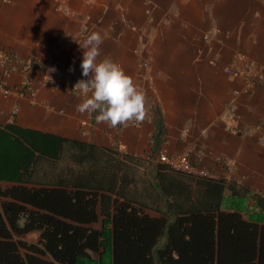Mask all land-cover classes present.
<instances>
[{"label": "crops", "instance_id": "crops-1", "mask_svg": "<svg viewBox=\"0 0 264 264\" xmlns=\"http://www.w3.org/2000/svg\"><path fill=\"white\" fill-rule=\"evenodd\" d=\"M93 32L104 36L98 59L118 64L143 91L145 118L115 128L97 123L98 112L76 111L87 98L78 89L39 85L31 97L13 74L10 94L0 100V129L10 136L13 127L48 133L141 159L151 185H158L159 153H185L211 173L207 178L246 191L221 210L264 225L254 198L264 199V0H0V45L80 80L87 78L78 43ZM242 60L259 68L247 91L231 68ZM257 262L258 255L244 264Z\"/></svg>", "mask_w": 264, "mask_h": 264}, {"label": "trees", "instance_id": "trees-1", "mask_svg": "<svg viewBox=\"0 0 264 264\" xmlns=\"http://www.w3.org/2000/svg\"><path fill=\"white\" fill-rule=\"evenodd\" d=\"M9 130L16 135L0 129V181L13 183L0 185V264H244L257 255L264 264V225L221 210L247 194L236 184L158 161L151 185L141 159Z\"/></svg>", "mask_w": 264, "mask_h": 264}, {"label": "clouds", "instance_id": "clouds-1", "mask_svg": "<svg viewBox=\"0 0 264 264\" xmlns=\"http://www.w3.org/2000/svg\"><path fill=\"white\" fill-rule=\"evenodd\" d=\"M103 43L104 36L100 32H93L78 43L83 50L82 76L87 79L79 80L74 88L87 98L76 111L80 114L98 112L97 123L113 128L132 120L142 121L146 115L145 95L118 64L98 59Z\"/></svg>", "mask_w": 264, "mask_h": 264}, {"label": "built area", "instance_id": "built-area-1", "mask_svg": "<svg viewBox=\"0 0 264 264\" xmlns=\"http://www.w3.org/2000/svg\"><path fill=\"white\" fill-rule=\"evenodd\" d=\"M35 62L32 58H20L0 45V100L5 99L10 94L7 81L13 74L22 76L19 81L20 90L22 89V94L25 93L31 97L37 94L39 85H51L54 87L66 86L70 87L73 91L77 90L74 86L80 78L76 74L67 73ZM231 68L237 76L242 78L244 85L243 91H247L256 85L259 68L253 60H242V63L233 64ZM35 70H38L40 73L42 72L43 75L37 77L34 74ZM236 94L237 92H235ZM139 122L141 121L132 120L129 123L138 124ZM159 160L172 170L181 173L183 172L194 177H212L208 170L197 168L189 163L187 161V154L185 153L169 156L165 152H161L159 153Z\"/></svg>", "mask_w": 264, "mask_h": 264}, {"label": "rangeland", "instance_id": "rangeland-1", "mask_svg": "<svg viewBox=\"0 0 264 264\" xmlns=\"http://www.w3.org/2000/svg\"><path fill=\"white\" fill-rule=\"evenodd\" d=\"M103 264H108L107 257H106V259L104 260Z\"/></svg>", "mask_w": 264, "mask_h": 264}]
</instances>
